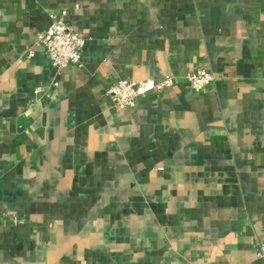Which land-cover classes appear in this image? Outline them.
<instances>
[{
    "label": "crops",
    "instance_id": "obj_1",
    "mask_svg": "<svg viewBox=\"0 0 264 264\" xmlns=\"http://www.w3.org/2000/svg\"><path fill=\"white\" fill-rule=\"evenodd\" d=\"M62 14L86 44L58 73ZM263 237L264 0H0V264H264Z\"/></svg>",
    "mask_w": 264,
    "mask_h": 264
},
{
    "label": "built area",
    "instance_id": "obj_2",
    "mask_svg": "<svg viewBox=\"0 0 264 264\" xmlns=\"http://www.w3.org/2000/svg\"><path fill=\"white\" fill-rule=\"evenodd\" d=\"M64 14L53 15L50 26L36 34V43L45 48L51 64L58 73L69 65L81 62L86 44L85 38L66 23ZM33 55V51L28 54L29 57ZM217 78L215 72L204 68L190 71L186 75L189 86L196 91L207 90L214 85ZM176 82L177 79L173 75H167L161 81L120 78L110 85L107 95L110 97L113 107L120 111L127 107H135L137 99L147 95L150 91H162L172 87ZM59 84V80L54 79L47 84L36 86L34 89V102H44L51 98ZM15 221L17 222L16 219ZM255 252L258 257L264 259V237L258 241Z\"/></svg>",
    "mask_w": 264,
    "mask_h": 264
}]
</instances>
